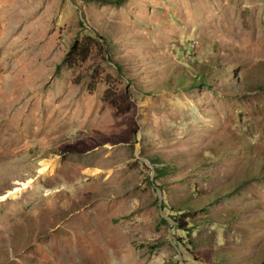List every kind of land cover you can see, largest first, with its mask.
I'll list each match as a JSON object with an SVG mask.
<instances>
[{"label": "rangeland", "instance_id": "obj_1", "mask_svg": "<svg viewBox=\"0 0 264 264\" xmlns=\"http://www.w3.org/2000/svg\"><path fill=\"white\" fill-rule=\"evenodd\" d=\"M0 264H264V0H0Z\"/></svg>", "mask_w": 264, "mask_h": 264}, {"label": "trees", "instance_id": "obj_2", "mask_svg": "<svg viewBox=\"0 0 264 264\" xmlns=\"http://www.w3.org/2000/svg\"><path fill=\"white\" fill-rule=\"evenodd\" d=\"M116 1H121V0H116ZM101 40L103 41V42H105L106 41V39H105V37L104 36H102V38H101ZM86 47L87 46H84L83 44H81V43H78V42H74L71 46H70V48H69V52H68V56L69 55H74L75 57H81L82 58V60L83 59H85V57H83V56H86V53H87V49H86ZM114 64H115V67L117 68V69H121V66L119 65V63L118 62H114ZM77 79V78H76ZM76 79H74L73 81L74 82H76ZM156 160H158V158L156 157L155 158ZM161 160V159H160ZM153 161V160H152ZM157 161H153V163H156ZM162 164V165H161ZM159 165L160 166H158L157 168H156V170H157V172L158 173H164L163 171H166L167 170V163H164V162H159ZM190 202V200H188V202L186 203V204H188ZM181 209H185V208H181ZM177 222V221H176ZM180 225V227L181 228H185L186 227V225L185 224H179Z\"/></svg>", "mask_w": 264, "mask_h": 264}, {"label": "bare ground", "instance_id": "obj_3", "mask_svg": "<svg viewBox=\"0 0 264 264\" xmlns=\"http://www.w3.org/2000/svg\"><path fill=\"white\" fill-rule=\"evenodd\" d=\"M76 239V238H75ZM80 246V245H79ZM81 251V249H79ZM84 251V250H83ZM82 252V251H81Z\"/></svg>", "mask_w": 264, "mask_h": 264}]
</instances>
